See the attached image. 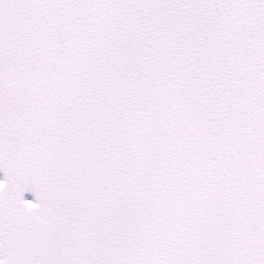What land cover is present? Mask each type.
<instances>
[{
  "label": "snow or ice",
  "instance_id": "obj_1",
  "mask_svg": "<svg viewBox=\"0 0 264 264\" xmlns=\"http://www.w3.org/2000/svg\"><path fill=\"white\" fill-rule=\"evenodd\" d=\"M0 264H264V0H0Z\"/></svg>",
  "mask_w": 264,
  "mask_h": 264
}]
</instances>
